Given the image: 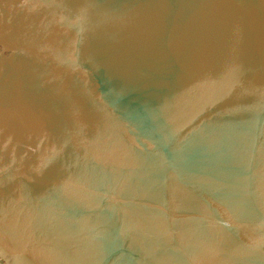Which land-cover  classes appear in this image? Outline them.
Listing matches in <instances>:
<instances>
[{"label": "water", "instance_id": "95a60500", "mask_svg": "<svg viewBox=\"0 0 264 264\" xmlns=\"http://www.w3.org/2000/svg\"><path fill=\"white\" fill-rule=\"evenodd\" d=\"M0 264H264V0H0Z\"/></svg>", "mask_w": 264, "mask_h": 264}]
</instances>
